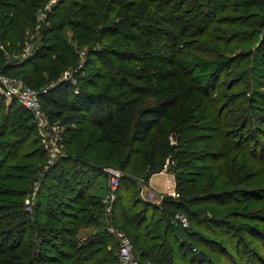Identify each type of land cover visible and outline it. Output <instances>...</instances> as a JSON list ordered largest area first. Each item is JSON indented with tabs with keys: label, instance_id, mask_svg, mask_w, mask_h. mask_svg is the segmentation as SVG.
<instances>
[{
	"label": "trees",
	"instance_id": "16d2710c",
	"mask_svg": "<svg viewBox=\"0 0 264 264\" xmlns=\"http://www.w3.org/2000/svg\"><path fill=\"white\" fill-rule=\"evenodd\" d=\"M38 13L46 15L45 22L39 21L38 43L42 44L18 64L0 63V73L21 78L39 91L48 123L62 130L59 144L64 150L48 164L30 111L0 94V114L4 105L9 113L0 125V256L12 258L14 264H36L44 251L42 244L48 238H60L67 247L57 251L65 259L60 264L116 263L117 245H108L109 236L103 230L84 240L73 237L78 227L102 216L101 198L84 196L82 190L103 173L96 174L102 165L97 161L101 142L116 147L117 141L130 153L140 154L143 172L132 178L122 173L118 188L121 180L138 183L142 178L147 183L163 169L174 174L178 195L161 200L170 209L164 208L159 216L153 213L147 220L149 208L143 206L126 218L117 210L121 204L112 208L136 225L135 233L125 234L133 246L140 243V262L173 264L175 238L183 242L180 250L186 241L202 243L204 239L189 230L190 222L206 220L220 230L225 225L234 229L226 224L234 217L231 210L222 221L208 205L232 208L243 197L260 199L264 194L262 186L247 187L264 184V126H259L264 125V90H259L264 88V0H0V46L17 52ZM114 34L110 43L117 48L105 42ZM257 35L255 46L225 56L224 51L233 53L235 46L249 44ZM71 38L89 44L78 69L84 76L78 81L60 75L62 69L78 65ZM3 52L0 48V57L6 60ZM117 55L119 60L108 58ZM125 60L127 64H116ZM238 60L249 65L227 69L221 80L223 90H216L222 69ZM97 62L98 67H93ZM90 76L104 80L106 88L115 87L114 93L87 91L83 83ZM240 82L243 87L231 91ZM110 97L117 109L108 113L105 99ZM250 107L258 111L251 112ZM67 110L82 111L93 130L82 137L85 128L74 126ZM250 120L258 125L254 130L248 127ZM95 131L99 137L93 136ZM136 142L141 145L135 149ZM22 145L27 148L24 152ZM19 156L27 160L23 165L27 175L20 174L22 168L13 162ZM205 159L209 162L200 163ZM129 161L128 156L116 162L126 168ZM194 162L200 163L197 170L184 172L182 167ZM17 184L21 189L14 187ZM33 191L39 198L26 210L24 198ZM73 201L80 204L67 211ZM259 213L255 210L251 219L264 221ZM176 214L187 218V227L171 223ZM243 225L244 232L264 233L259 226L250 230ZM28 230L31 234L23 241ZM64 233L69 236L64 238ZM234 242L229 240L226 246L233 247ZM195 247L190 245L191 250ZM196 259L178 257L186 264H196Z\"/></svg>",
	"mask_w": 264,
	"mask_h": 264
},
{
	"label": "rangeland",
	"instance_id": "374dc122",
	"mask_svg": "<svg viewBox=\"0 0 264 264\" xmlns=\"http://www.w3.org/2000/svg\"><path fill=\"white\" fill-rule=\"evenodd\" d=\"M50 3H54V2H50ZM36 16H37V20L35 19L36 23H34L33 27L26 28L24 32V37L22 39V46L17 52L10 53L8 52V50L7 51L5 50L4 46L3 47L0 46V48L4 51L3 52L4 58L5 59L7 58V60H4L3 58L0 57L1 64H3L4 62L8 63L9 65L18 64L20 60L31 55V53L36 49V47H38V45L42 44V42L38 43L39 27H40L39 21L42 20L45 22L44 18H46L45 17L46 15H42L41 13H38ZM262 31H264V29H262ZM68 35H69V32L67 33V35H64L65 38L67 37L68 39L69 38ZM115 35L116 34L112 35V37H110L108 40H105V42L106 41H108L109 43L110 41L112 42ZM258 36L259 35L255 36L252 39L251 43H249L250 45L240 44V46H235L236 50L235 51L233 50V53L224 51L225 56L227 55L229 57L231 56L233 57L235 54L244 53L246 48H249V46L253 47V45L257 42ZM71 40H72L71 41L72 47L76 49L77 51L78 65L77 67L75 66L76 68H73V69H76V71H74L73 69H69V67L68 68L66 67L61 70L60 75L61 77H66V78L72 79L73 81H78L80 75L84 76L83 74L84 72L80 73L78 69L82 68L84 64V60L86 57V52L88 51V48H89V44L85 45L83 41L78 42L77 40L72 39V38ZM111 44L113 43H110V45ZM261 52H264V49H262ZM108 58L112 60H119L118 55L113 56V57L109 56ZM121 58L125 59L126 57L122 56ZM127 59H129V57ZM127 63H128V60H125V62L117 61L116 64L121 66L122 64H127ZM95 64L96 65L93 67L97 68L98 67L97 65H99L100 63L97 62ZM243 65L248 66L249 63H247L246 60L233 61V63L228 64L227 67L222 69V72L219 74L218 79H217L218 86L216 90L218 91L223 90V86H221V80H222L223 74L227 71V69L235 68L236 70H238L239 68H243ZM247 76H249L253 84V77L248 74ZM83 84H84V88L89 92H100V91L105 90L108 92V94H111V93H114V90H115V87L106 88L105 87L106 83L104 80L97 78V77L94 78L93 76L92 77L90 76L89 79L85 80ZM241 86L243 87V82H240L239 85H235L231 91L237 90V88ZM259 90H264V88L259 87ZM41 91H43V89ZM69 96H71V93H69ZM112 100H113L112 97L105 99L106 111H108V113L115 112L117 109L115 106L116 103H114V101ZM6 101L9 102L10 100H6ZM5 108H6L5 105L2 106L1 108L0 125L2 123H5V121L7 120V115H9V113L6 111ZM221 108L222 107H220V110ZM250 110L251 112L258 111V109L253 108V107H250ZM65 114L73 115L74 120H75L74 126L76 127L82 126L85 128L84 134L82 135V137H85V135L89 134L90 131L93 130V128L90 125H88V117L82 111L67 110ZM248 125H249L248 127L253 128V130L258 127L257 123L252 120H250V123L248 122ZM259 126L262 127L264 125H259ZM59 129L61 130V128ZM99 134H100L99 131H95L93 136L99 137L100 136ZM60 136L62 137V133ZM4 139H6V137H3L2 140ZM116 144H117L116 147H111L109 144L105 142L100 143L101 152H100L99 157L101 161L99 159H97V161L102 165L99 167L97 166L98 169L96 170V174H98L99 172H103V173L99 174L93 182H89V184H85L82 186V190H85L84 196L94 194L98 196L99 198H101V202L103 203L104 196L108 191V183H107L108 177L104 173L103 167L116 168L117 170H119V172L123 173L125 176L130 177V178L139 176L141 175V172H143L141 170L140 154L134 153V151H131L130 153V151L128 150L126 146L119 145L117 141H116ZM140 145H141L140 142H136L134 145V148L136 149ZM26 150H27L26 146L22 145L21 152H24ZM63 150H64V147L60 145L58 147V151H63ZM128 156L130 160L129 161L130 164L128 165V167L126 168L120 167L116 161L118 160L119 162H123L127 159ZM13 162L17 164V166H20V168H22V170H20V174H26V175L28 174V172L25 169L26 167L25 168L23 167L24 163H26L27 160L20 158L19 156V157H15ZM206 162H209V160L205 159L203 161H200V163H206ZM200 163L194 162L192 166L182 167V168H185L184 172H187V171L191 172L192 170L196 171L197 165ZM169 176L174 177V174L171 172H167L165 169H163L162 171L158 173L152 174L149 177L147 183L139 182V181L138 183H135V182L131 183V182L121 180L120 187L119 188L117 187L114 191H112V195H114V198L108 203V205H110L109 211L106 209L103 203V207L101 208L102 210L101 218L92 220L90 221V223L85 224L84 226L78 227L73 237L76 240H84L90 235L97 232L99 229L103 230V232L109 236V237L107 236L110 240L108 245L109 246L111 245L112 247L115 246L114 244L117 245V248L115 251V256H116L115 264H117L118 254L120 251L118 234H122V233L125 234L127 232L135 233L137 230L136 225L134 224L133 221L131 222L127 219L124 220L122 219V216L129 218L130 214L133 211H138L140 208L145 206L146 208H149L146 213L147 220H149L151 214L155 213L156 216H159L160 211H164V208H165V211L170 209L168 207L162 206V203H161V200L165 196H167L165 193L164 185H165L166 178ZM173 179L175 181V178ZM48 183H50V181H48L46 184ZM54 184H57V182L52 183L51 187H54ZM18 185L19 184L15 185L14 187L21 189V187H19ZM258 186L259 187L262 186V188H264V184L249 185L247 187L249 188V187H258ZM259 196H260V199L251 198V197H248V198L243 197V201L241 203H237L236 206L232 208L224 209L222 206L216 205L214 203H212L211 205H208L209 210H213V211L215 210L216 212L214 213L218 217H223V218H220L222 221H224L225 218L229 216V215H224V214L229 212V210H231L230 213L234 217H231V219H228L229 221L226 224L234 226V229H228L226 228V225H225V229L220 230L219 227H217L210 221L208 222L206 220H202V222L200 223L190 222L189 230L197 233V236L199 238L207 240V242L209 243L212 242L213 246H210L209 243L208 245H206V241L204 240L202 241V243L200 241L199 242L186 241L184 242V248L180 250V246L183 244V242H181V240H177L176 238L172 239L173 240L172 241V251H174V254H175V257L173 258V261H172L173 264H186L185 262L180 261L181 260L180 258H179L180 260H178L179 256L186 258V260L189 259L191 256L192 257L194 256V258L197 257L199 259H196V264H264V233L260 232V234H256V233L254 234V233H251V231L250 233H248L242 230L244 226L243 224H247L249 225L250 230H252V227L254 226H259L260 230L262 229V231H264V221L259 222L254 219H251L252 217L250 215V214H253L255 210H260L261 213H259V215L261 214L262 216H264V194L259 195ZM38 198H39V195H37L36 191L29 192L24 198V201H25L24 208H26L27 210L28 206L31 204H35ZM79 202L80 201L78 202L73 201L72 203H70L69 209L66 208V210L72 211L73 209H75V206L77 204H80ZM115 203L121 204L120 205L121 208L117 210L118 212H121L122 216H118L119 213L116 214V212L112 211V208L114 207L116 208L117 206ZM148 204H151L152 207L151 206L148 207L147 206ZM246 204L247 206H245ZM217 210H223V213L222 214L218 213ZM240 211H243V213L247 214L246 215L247 218L244 219ZM61 216L62 218L65 217L63 215ZM96 221L98 223H96ZM171 223L176 224L175 221H173V219L171 220ZM172 224L171 225L169 224L171 228L173 227ZM66 225L68 227L71 226L68 223ZM143 226L144 225H141L140 228H143ZM30 234L31 232L29 230L25 231L23 234L24 235L23 241L27 240ZM63 236L64 238H67L69 235L67 233H64ZM229 240H233V242L235 240L233 247L226 246V242H228ZM214 241L217 242L218 244L217 245L214 244ZM61 242L63 241L60 238L58 239L48 238L47 242L42 244L44 251L42 254L38 256L39 259L37 258L38 260L36 264H60L63 261L65 262V259H63V257H61L59 253L57 252L58 250H61V251L67 250V247L65 245H62ZM191 244L196 245L195 250L190 249ZM136 245L137 246H133V254L135 255V258L138 260L139 259L138 249H139L140 243L137 242ZM19 249L20 247L15 248V249L13 248L11 252H16ZM58 260L60 261L59 263H57ZM14 262L15 261L10 257L0 256V264H14ZM144 262H147V261H144Z\"/></svg>",
	"mask_w": 264,
	"mask_h": 264
},
{
	"label": "built area",
	"instance_id": "2783aa9c",
	"mask_svg": "<svg viewBox=\"0 0 264 264\" xmlns=\"http://www.w3.org/2000/svg\"><path fill=\"white\" fill-rule=\"evenodd\" d=\"M55 0H50L54 2ZM7 60V58H6ZM0 94L4 96L6 100L16 99L21 105L27 108L33 116L34 122L39 131L40 144L43 146L47 154L48 164H52L58 159L60 146V133L57 124H50L41 108V103L38 98L39 91L30 87L21 78L9 77L0 73ZM103 171L108 177V191L104 196L103 203L106 209L109 211L110 205L108 203L114 198L112 191H114L118 185L122 173L113 167H103ZM174 177L169 176L165 180V193L170 197H177V191L175 187ZM139 182H144L142 178H138ZM110 188V190H109ZM106 203V204H105ZM173 221L181 223L182 226L187 227V218L182 214H176ZM120 251L118 254L117 264H155L152 262H140L135 258L133 254V243L130 238L125 234H118ZM193 250H195L193 248Z\"/></svg>",
	"mask_w": 264,
	"mask_h": 264
}]
</instances>
